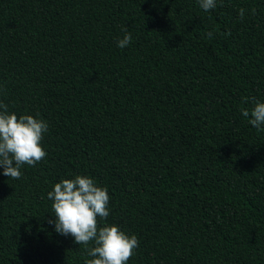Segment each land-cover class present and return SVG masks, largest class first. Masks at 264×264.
I'll return each mask as SVG.
<instances>
[{
    "label": "trees",
    "instance_id": "trees-1",
    "mask_svg": "<svg viewBox=\"0 0 264 264\" xmlns=\"http://www.w3.org/2000/svg\"><path fill=\"white\" fill-rule=\"evenodd\" d=\"M253 99L264 0H0V102L48 124L43 160L15 180L0 166V264L91 259L48 222L47 193L76 175L108 190L100 225L137 236L127 264H264Z\"/></svg>",
    "mask_w": 264,
    "mask_h": 264
},
{
    "label": "clouds",
    "instance_id": "clouds-1",
    "mask_svg": "<svg viewBox=\"0 0 264 264\" xmlns=\"http://www.w3.org/2000/svg\"><path fill=\"white\" fill-rule=\"evenodd\" d=\"M200 8L209 11L216 8L217 0H198ZM245 9L239 10L244 18ZM253 13L255 9L252 10ZM124 35L116 41L123 49L132 41V35L122 27ZM228 32L226 35H230ZM212 38V33L207 34ZM248 98H245V102ZM251 112L241 109L248 123L258 130H264V102L252 100ZM48 124L32 115H20L8 111V105L0 102V166L3 175L11 179H20L22 165L35 166L47 153L41 146ZM52 201V211L56 217L55 231L64 236H72L78 245H84L87 255L85 264H127L138 247L136 235H128L117 225H100V220L109 216L110 196L106 187H101L89 176L76 175L73 179H62L52 191L47 193ZM89 244L94 246L88 247Z\"/></svg>",
    "mask_w": 264,
    "mask_h": 264
}]
</instances>
